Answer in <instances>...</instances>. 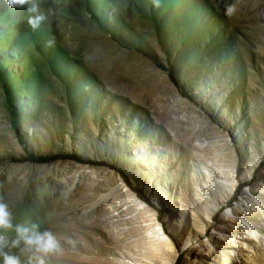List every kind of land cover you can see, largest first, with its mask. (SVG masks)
I'll return each instance as SVG.
<instances>
[{
    "label": "rangeland",
    "instance_id": "374dc122",
    "mask_svg": "<svg viewBox=\"0 0 264 264\" xmlns=\"http://www.w3.org/2000/svg\"><path fill=\"white\" fill-rule=\"evenodd\" d=\"M37 2L0 0V200L50 264H264V0Z\"/></svg>",
    "mask_w": 264,
    "mask_h": 264
},
{
    "label": "clouds",
    "instance_id": "9594fccd",
    "mask_svg": "<svg viewBox=\"0 0 264 264\" xmlns=\"http://www.w3.org/2000/svg\"><path fill=\"white\" fill-rule=\"evenodd\" d=\"M5 3L9 9H25L27 24L33 31L40 29L48 20L37 0H5ZM153 5L158 8L160 0H153ZM236 10L235 4H229L224 15L231 18ZM54 44L55 37L52 36L45 46L52 47ZM62 251L60 240L51 230L42 229L39 223L32 220L16 222L8 204L0 200V264H50V257Z\"/></svg>",
    "mask_w": 264,
    "mask_h": 264
},
{
    "label": "trees",
    "instance_id": "16d2710c",
    "mask_svg": "<svg viewBox=\"0 0 264 264\" xmlns=\"http://www.w3.org/2000/svg\"><path fill=\"white\" fill-rule=\"evenodd\" d=\"M162 67V66H160ZM163 68V67H162ZM1 77V74H0ZM5 88V86H4ZM6 94V99L8 101V105L12 108L10 100H9V94L7 93V91H5ZM11 124L12 126L16 127V117H15V113L14 111L11 110ZM18 140L20 141V143L22 144V146L24 147V149H26L24 143L22 142L20 136L18 135ZM62 158H70V159H74L76 161H80V162H88L84 159H82L81 157L75 155V154H51V155H46V156H36L33 153L30 152H26V157L22 158V159H14L16 161H30V162H34V163H45V162H49V161H53V160H57V159H62Z\"/></svg>",
    "mask_w": 264,
    "mask_h": 264
}]
</instances>
